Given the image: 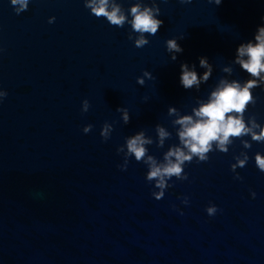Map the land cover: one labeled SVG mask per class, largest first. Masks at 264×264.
I'll list each match as a JSON object with an SVG mask.
<instances>
[{"label": "clouds", "instance_id": "obj_1", "mask_svg": "<svg viewBox=\"0 0 264 264\" xmlns=\"http://www.w3.org/2000/svg\"><path fill=\"white\" fill-rule=\"evenodd\" d=\"M181 4H190L192 0H179ZM217 6L222 3V0H209ZM85 7L90 9V13L96 18H106L110 25L122 28L126 24H130L132 32L138 33L135 37V47L142 48L149 43L145 34L156 35L158 30L163 26V20L158 19L160 9L153 0L152 6L136 3L130 13L132 19L126 21V16L121 12V6L112 4L109 6V0H84ZM11 5L15 7L17 14L28 10L29 0H11ZM55 18H50L49 23H53ZM264 21V17H262ZM133 39L132 35L128 37ZM254 41L240 43L236 49L234 63H236L249 77L243 85L237 81L227 82L221 80L216 90L211 93L207 103H202L199 109H193L194 116L184 115L177 119L174 123L180 126L178 132L179 146H172L164 154L163 161L158 160L148 154L146 145L153 143L151 139L145 138V132L140 131L134 136L126 138L125 146L117 149V153H124V165L120 166L121 170H126L130 157L135 158L136 162H143L148 167L146 180L155 182V188L158 192H153V197L159 201L164 197L165 190L173 185L168 181L175 177L177 180L184 181L188 179L184 172L186 163L190 164L194 158L197 163H205L209 160V153L218 150L221 153H227L229 146L233 144L235 139H241L244 136H251L254 142H264V127L256 122L255 117L249 118L246 122L244 114L249 105H254L256 98L251 90L264 85V77L260 73L264 72V24L257 27L254 34ZM167 51L170 53L179 54L183 52L182 47L177 43L176 39L166 41ZM171 56V60L177 59L176 55ZM247 59H244V58ZM199 66L206 68L202 80L197 78L195 71H189L187 63L181 64L180 67V84L185 90H189L193 85L199 86L201 82H206L212 72V66L208 63L206 57L199 58ZM195 68V65H192ZM222 71H230L228 68ZM144 77L152 79L149 72H144ZM137 83L144 85V79L138 78ZM7 96L5 91H0V102ZM90 104L87 100L82 102V112L86 113L89 110ZM118 112L122 113V120L125 125L130 122V117L127 109L117 108ZM169 115L175 114L174 108H169ZM250 125V126H249ZM92 125H88L83 129L85 134L92 130ZM112 125L105 123L101 130V137L105 141L110 138ZM258 130V131H254ZM156 131L159 135L158 147H163L164 138L169 136L163 127L156 125ZM232 138V139H230ZM243 147L251 148L248 141L242 140ZM126 148V151H125ZM243 157V158H241ZM236 163L231 165V170L236 172V168H244L248 162L246 153H241L240 156L234 157ZM255 164L260 172L264 173V156L260 153L255 155ZM236 179H242L239 174ZM255 198V193H251ZM183 203L188 204V199L184 198ZM209 216H214L217 212L216 206H211L206 209ZM182 214V213H181Z\"/></svg>", "mask_w": 264, "mask_h": 264}]
</instances>
